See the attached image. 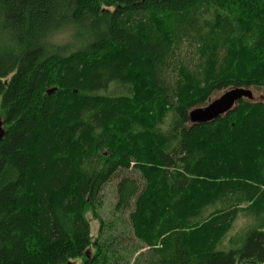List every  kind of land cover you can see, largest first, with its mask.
Masks as SVG:
<instances>
[{
  "label": "trees",
  "instance_id": "trees-1",
  "mask_svg": "<svg viewBox=\"0 0 264 264\" xmlns=\"http://www.w3.org/2000/svg\"><path fill=\"white\" fill-rule=\"evenodd\" d=\"M242 86L264 0H0V264H264V101L189 118Z\"/></svg>",
  "mask_w": 264,
  "mask_h": 264
},
{
  "label": "water",
  "instance_id": "water-1",
  "mask_svg": "<svg viewBox=\"0 0 264 264\" xmlns=\"http://www.w3.org/2000/svg\"><path fill=\"white\" fill-rule=\"evenodd\" d=\"M52 91L50 90L49 93ZM242 98H253V92L247 87H233L225 91L220 97L211 101L203 107H196L189 113V118L192 123L210 122L219 116L226 114L232 110L237 102ZM6 135L4 123L0 120V141Z\"/></svg>",
  "mask_w": 264,
  "mask_h": 264
},
{
  "label": "rangeland",
  "instance_id": "rangeland-1",
  "mask_svg": "<svg viewBox=\"0 0 264 264\" xmlns=\"http://www.w3.org/2000/svg\"><path fill=\"white\" fill-rule=\"evenodd\" d=\"M73 34L71 31L69 30H62L60 32H58L53 38L52 40L57 43V44H66V43H69V42H72V39H73ZM252 92H253V100L254 101H261L263 100L264 101V89H259L257 87H249ZM227 90V89H226ZM226 90H223V91H220L218 93H216L215 95L212 96L210 102L212 100H215L216 98L220 97ZM252 100V101H253ZM117 180V178H116ZM113 183V181L111 182ZM111 183L108 184V188L105 190V192L107 193L105 195V200L108 201V203L106 204V208H104V211L102 212L103 215L105 217H110V215H112V208H111V202L115 200V198L113 199V196H112V190L114 188V185L112 186ZM110 185V186H109ZM89 217H90V221H91V230H92V235L94 237L97 236V233H98V229H99V222L97 220H95L92 216H90L89 214ZM105 219V218H104ZM239 223H242L241 221ZM124 242H127V241H134L136 240L135 237L131 234V233H127L123 236V239H122ZM139 244V242L137 241H134L133 244ZM69 264H82V259H76L74 261H71Z\"/></svg>",
  "mask_w": 264,
  "mask_h": 264
}]
</instances>
